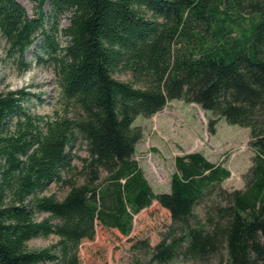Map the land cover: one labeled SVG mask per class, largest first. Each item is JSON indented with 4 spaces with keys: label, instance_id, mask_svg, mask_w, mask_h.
Listing matches in <instances>:
<instances>
[{
    "label": "trees",
    "instance_id": "16d2710c",
    "mask_svg": "<svg viewBox=\"0 0 264 264\" xmlns=\"http://www.w3.org/2000/svg\"><path fill=\"white\" fill-rule=\"evenodd\" d=\"M31 1L34 16L19 0H0V31L25 64V51L47 33L46 17L53 19L55 34L43 44L55 51L56 36L68 39L57 82L66 110L76 113L42 126L26 110L27 90H0V264H93L83 260V245L100 229L131 236L135 215L155 201L171 214V229L153 247L135 244L147 249L136 264L179 257L264 264V0ZM173 99L251 128L255 155L244 189L224 188L231 170L189 152L175 158L171 191H154L135 158L144 136L135 122ZM78 141L88 156L73 152ZM53 182L68 187L62 198L47 193ZM51 234L57 243L29 246Z\"/></svg>",
    "mask_w": 264,
    "mask_h": 264
},
{
    "label": "rangeland",
    "instance_id": "374dc122",
    "mask_svg": "<svg viewBox=\"0 0 264 264\" xmlns=\"http://www.w3.org/2000/svg\"><path fill=\"white\" fill-rule=\"evenodd\" d=\"M31 16L36 15L35 4L31 0H19ZM44 11L49 15L51 7L46 4ZM70 12L59 17V27L66 28L70 24ZM53 19L46 17L47 33H39L38 39L22 56L13 50L0 31V90L25 89L26 110L41 117L40 125L50 117L74 115L75 107L66 110L61 101L58 74L56 72L59 53L67 45L64 34L56 36L58 48L43 44L47 35H54L51 28ZM121 79L130 80L127 73L117 75ZM17 117L10 121V130L16 131ZM135 124L144 131L143 139L136 146V156L139 164L157 193L171 191L172 175L176 172L175 158L189 152H202L207 159L228 167L231 176L224 180L223 187L228 190L244 189L247 184V174L253 164L255 152L251 147V128L239 124H231L226 118L215 115L197 103L186 102L183 99H173L158 113L145 117L140 115ZM83 157L88 156L86 144L82 141L74 146L73 152ZM82 166L80 158L74 160ZM68 191L67 186L53 182L47 193L56 194L62 198ZM218 200V193L210 200ZM215 201V200H214ZM209 204L213 203L208 201ZM205 203L196 206V213L205 217ZM44 215H38L42 219ZM53 221H56L55 219ZM172 225L169 211L158 202L135 215L134 230L131 236H123L118 230L100 229L96 242H86L83 245L82 256L87 263L93 264H136L145 248H135L140 240H145L152 247L163 237H167ZM176 227V226H175ZM173 228V227H172ZM59 237L51 234L49 237H37L29 241L32 248H41L57 243ZM217 260L213 259V263ZM52 264V263H48ZM169 264H196L193 260L176 258ZM206 264V263H198Z\"/></svg>",
    "mask_w": 264,
    "mask_h": 264
}]
</instances>
